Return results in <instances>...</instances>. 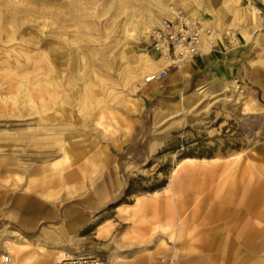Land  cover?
Returning a JSON list of instances; mask_svg holds the SVG:
<instances>
[{"label": "rangeland", "instance_id": "1", "mask_svg": "<svg viewBox=\"0 0 264 264\" xmlns=\"http://www.w3.org/2000/svg\"><path fill=\"white\" fill-rule=\"evenodd\" d=\"M178 16L202 32V45L218 35L264 39L262 0H0V228H19L3 216L14 200L29 205L23 217L39 200L50 209L19 228L28 250L43 242L54 254L117 264L238 255L264 264V99L237 80L192 87L184 109L181 95H155L146 81L165 63L146 69L157 60L147 33ZM255 50L264 64V45ZM186 157L220 159L211 172L182 163L172 173ZM138 198L154 210L138 211ZM68 209L80 218L70 231ZM181 224L183 242L169 237ZM43 226L52 241L39 237Z\"/></svg>", "mask_w": 264, "mask_h": 264}, {"label": "crops", "instance_id": "2", "mask_svg": "<svg viewBox=\"0 0 264 264\" xmlns=\"http://www.w3.org/2000/svg\"><path fill=\"white\" fill-rule=\"evenodd\" d=\"M262 3H264V0H262ZM251 7L254 10L258 9L254 5H251ZM251 13L252 15H254L255 19H257L256 21L259 22L260 27L262 24H260L261 21L258 20L260 19L259 16H256V12L254 11L253 13V10H251ZM256 42L264 45V39H262V41H256L255 35L250 41H243L239 39L238 42H234L232 37H228L227 35L214 36L212 44L210 46L206 47V43L202 45L201 42L200 51L191 60L182 63L179 68H169L167 77L160 81L153 80V82L150 83L151 88H156L155 95L161 97H172L179 95L182 96L183 93L187 92L192 87H194L195 89L198 87L203 88L204 85H207L209 82L220 83V85L223 87L225 86L226 82L237 80L247 87H250L256 97L264 99V64L254 63L256 62L255 55L260 54L257 50H255ZM189 158L192 159L185 160L179 165H181L182 163H188V166H193L192 170L194 172L196 170L199 171L203 168H205L206 171L211 172L214 170V163H216L220 159L216 158V160L212 161V159L210 158H205V160L207 161L204 162L201 161L200 158ZM67 159L68 156L66 154L62 155L60 159L51 163L50 169H54V167L60 169L59 167H57L58 164L63 161H67ZM219 170L224 174L231 171V169L227 166L225 168L223 167L222 170ZM73 175V172H69L63 174L61 178L68 179ZM227 175L228 174H226L225 176ZM13 202L14 204L12 205V207L6 213H4L3 216L6 220L16 223L22 230L32 229L34 227V223L40 217L50 212V209L47 207L49 201L39 200L37 206L32 211L30 210L29 216L23 217V212H29V205H24L22 203V199L17 201L14 200ZM135 203V207L138 211L144 208H152V210H154L155 208L154 200L146 201L144 199L138 198ZM79 222L80 218L76 214L74 209H68L64 212L63 226L67 231L73 230ZM19 228L10 225H5L3 228H0V264H18L26 254L36 252L39 246L44 248L47 254H49L52 258L60 255L61 253H64L62 251L56 254L50 252L49 249L42 244L43 242H40L41 244H38L36 246L35 251L28 250V243L31 239L30 237L26 236V234H24ZM186 231V226L184 224H181L180 226L175 228L174 231L169 233V237L173 240L183 242L182 235H184ZM235 235L240 236L241 231H236ZM20 236H22V238ZM13 237H15V240H13ZM39 237L43 239L44 242H48L49 240L52 241L54 236L49 227L43 226L39 230ZM38 239L32 240L38 241ZM7 241H11L8 248L11 249L15 257L10 254L8 262L5 263L2 262V256L8 252V249L6 248ZM13 245L16 246L15 248L24 246L20 251L24 253L16 254L15 248H12ZM244 259L245 255H238V258L235 260H217L215 262L208 261L206 262V264H245ZM188 262L190 263L191 261ZM185 263L187 264V261H184V264ZM34 264L46 263H44V261L40 259L35 261ZM180 264H182V262H180ZM196 264H204V262L198 260L196 261ZM252 264H257V262H254Z\"/></svg>", "mask_w": 264, "mask_h": 264}, {"label": "built area", "instance_id": "3", "mask_svg": "<svg viewBox=\"0 0 264 264\" xmlns=\"http://www.w3.org/2000/svg\"><path fill=\"white\" fill-rule=\"evenodd\" d=\"M201 33L196 26L183 17L164 20L159 26L147 33L148 52L163 61L165 65L150 80H163L169 68H179L191 60L200 51ZM149 80V81H150ZM2 262H8V255L2 256ZM53 264H117L114 261L96 255L74 254L63 256Z\"/></svg>", "mask_w": 264, "mask_h": 264}, {"label": "bare ground", "instance_id": "4", "mask_svg": "<svg viewBox=\"0 0 264 264\" xmlns=\"http://www.w3.org/2000/svg\"><path fill=\"white\" fill-rule=\"evenodd\" d=\"M248 1V0H247ZM251 5H254L256 8H258L254 3L253 4H251ZM251 10H253V8H250ZM249 10V9H248ZM250 10V11H251ZM255 12H256V14L258 13V12H260L259 11V8L257 9V10H255ZM254 13V12H253ZM253 18H255L254 17V15H253ZM209 29V28H208ZM210 31V30H209ZM210 34V33H209ZM201 35H202V32H201ZM207 35V34H206ZM210 37H211V35H209ZM208 36V37H209ZM205 37H207V36H205ZM207 37V38H208ZM206 40V39H205ZM210 40V39H209ZM212 40H213V38H212ZM201 41L202 40H200V47H201ZM211 41V40H210ZM210 41H207L206 42V47L207 46H210L211 44L210 43H212V42H210ZM149 60V59H148ZM160 61L159 60H151V62H149V66L146 68L147 70H152L153 68H156L157 66H158V63H159ZM157 72V71H156ZM150 80V79H149ZM149 80H147L146 82H148ZM201 91V90H200ZM198 93H195V92H193L192 93V95L190 96V98H187L186 96H184V95H182L181 96V102L180 103H182L181 105V108H187V107H190V105L192 104V102H193V100L196 98V95H197ZM63 96V95H62ZM246 105V104H245ZM248 105V104H247ZM249 106V105H248ZM247 106V108H249ZM246 108V109H247ZM27 136V135H26ZM29 137V136H28ZM2 140V139H1ZM55 140V139H54ZM65 151V150H64ZM194 158V157H193ZM190 159H192V158H189V157H186V158H183L182 160H180L178 163H177V165H175V167L173 168V170H172V173L175 171V168L181 163V162H183V161H185V160H190ZM207 159V158H206ZM210 159H212V161H214V160H216V158H210ZM200 160L201 161H204V162H206L207 160H205V158H200ZM27 161V160H26ZM25 161V162H26ZM210 161V160H209ZM73 217V216H72ZM8 230V229H7ZM3 231V230H2ZM7 234V233H6ZM4 235V234H3ZM21 235V234H20ZM6 237V236H5ZM21 238H22V236H20ZM27 238V237H26ZM25 238V239H26ZM45 238V237H44ZM46 239V238H45ZM27 241V240H26ZM25 241V242H26ZM28 243V242H27ZM41 244V243H40ZM43 244V243H42ZM26 245V244H25ZM20 247V250L24 247V246H19ZM63 256H68V255H66V254H64V253H61L60 255H57L56 257H54V258H52L49 254H47V252H46V250L44 249V248H42L41 246H39L38 248H37V251H36V254H31V255H28V256H25L18 264H34L35 263V261H37V260H40V259H42V261H44V263H46V264H53L56 260H58V259H60L61 257H63ZM117 259H119V258H116V260ZM120 262V261H119Z\"/></svg>", "mask_w": 264, "mask_h": 264}]
</instances>
